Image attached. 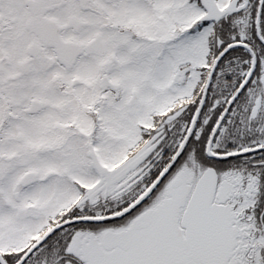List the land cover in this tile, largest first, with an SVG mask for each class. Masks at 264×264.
<instances>
[{
    "label": "snow or ice",
    "instance_id": "1",
    "mask_svg": "<svg viewBox=\"0 0 264 264\" xmlns=\"http://www.w3.org/2000/svg\"><path fill=\"white\" fill-rule=\"evenodd\" d=\"M0 264H264V0H0Z\"/></svg>",
    "mask_w": 264,
    "mask_h": 264
}]
</instances>
